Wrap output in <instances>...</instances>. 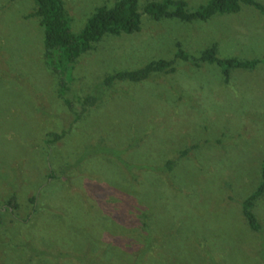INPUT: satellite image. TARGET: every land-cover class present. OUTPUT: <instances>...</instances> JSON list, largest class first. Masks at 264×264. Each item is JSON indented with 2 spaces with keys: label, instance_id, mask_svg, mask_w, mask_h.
I'll return each instance as SVG.
<instances>
[{
  "label": "rangeland",
  "instance_id": "374dc122",
  "mask_svg": "<svg viewBox=\"0 0 264 264\" xmlns=\"http://www.w3.org/2000/svg\"><path fill=\"white\" fill-rule=\"evenodd\" d=\"M63 1L71 31L79 34L99 6L117 0ZM149 1L138 2L140 31L105 35L68 68L71 109L44 55V29L32 15L36 1L0 0V264H59L54 245L71 238L76 242L65 246L80 255L86 246L98 254L93 246L106 244L101 264H140L138 246L126 242L133 238L131 210L155 217L160 241L145 264H264V195L254 206L261 230H253L242 212V201L261 181L264 63L235 68L226 82L217 63L176 58L173 72L101 85L108 74L175 58L177 42L191 56L216 43L221 58H264V11L242 3L238 12L187 22L153 18L145 12ZM185 1L195 11L209 0ZM88 94L98 104L83 112L80 99ZM64 129L62 140L47 144L50 131ZM101 138L112 151L98 143ZM184 149L189 153L167 170L166 161ZM96 154L104 159L84 161ZM75 164L72 173L81 175L74 184L49 177ZM122 167L128 182L138 178L137 206ZM101 192L113 203L107 220L84 213L88 197L99 211ZM11 198L18 207L10 208ZM35 235L41 248L31 247ZM85 264L98 263L94 257Z\"/></svg>",
  "mask_w": 264,
  "mask_h": 264
},
{
  "label": "trees",
  "instance_id": "16d2710c",
  "mask_svg": "<svg viewBox=\"0 0 264 264\" xmlns=\"http://www.w3.org/2000/svg\"><path fill=\"white\" fill-rule=\"evenodd\" d=\"M36 1V9L32 13V15L37 16L39 18V23L44 29V49H45V58L48 64L52 67V70L58 74L59 76V95L64 100H66L70 104V108L73 109L72 102L70 99L66 97V92L69 89V83L66 82L64 75L69 67H71L80 55L90 49L93 48L94 43L101 40L105 35H120L122 33H133L136 31H140L142 27V17L138 8L139 0H117L112 6L102 5L99 6L95 12L88 18L84 28L79 34H74L71 31L70 27V19L67 13L65 3L63 0H35ZM242 3L254 6L261 11H264V5L257 0H209L206 4L201 5L197 10L191 11L187 8V2L185 0H158V1H149L145 6V12L152 16L155 19H160L162 17H175L179 18L183 21L192 22L195 20L206 21L215 14H223V13H235L240 11ZM177 51L175 58L165 59L159 58L150 61L146 65L132 70H120L111 74L106 75L102 82V86L112 87L114 84L122 83L124 81H132V82H141L148 79L153 73L156 72H166L170 73L175 70L174 63L176 58H182L184 60H191L196 64H199L202 61H206L209 63H217L221 66L222 72L225 76V81L228 82L231 76V70L238 69H255L258 65L264 63V58H252V59H240L237 57H229V58H221L217 55V44L213 43L209 47L203 49L200 52L199 56H191L186 52V50L182 47L180 42L176 43ZM98 97L94 94H88L80 99L82 104V111L85 109L95 106L98 104ZM68 133V130L58 131H50L48 137L46 138V142L48 145H54L58 141L62 140ZM97 143V141H95ZM99 144L104 148L107 146V149L111 148L114 145L108 144L105 142L103 138L98 140ZM104 143V144H103ZM94 144V143H93ZM196 146V145H195ZM120 147V146H119ZM127 148V147H121ZM112 151L111 149L108 150ZM189 153V149H184L178 155V158L169 159L166 161L167 170L173 169V164L176 161L186 156ZM87 157L86 160L94 159V158H103L100 155L96 154L94 157ZM108 157V156H107ZM104 159V158H103ZM110 158L105 160L109 161ZM80 162V161H79ZM79 164V163H78ZM52 166L57 167L58 164L55 161V164ZM78 165L75 164L74 167H68L66 169L61 170V175H57L56 172L51 171L49 173V177L53 179V181L66 178L70 185L74 184L73 179L76 176H80V173L73 174L72 171ZM79 167V166H78ZM124 172V179L126 182L128 175H130L129 171H125L123 167L121 168ZM132 170V168L130 169ZM133 174V172H131ZM137 176H134V181H136ZM133 182H128L129 189L132 191L131 201L135 203V205H139V202H136V197L140 194L141 187L138 185H133ZM74 186V185H73ZM114 189V188H113ZM125 191V190H124ZM130 192V191H129ZM120 193H124L120 191ZM102 195V196H101ZM100 195V206L99 211L96 210V202L93 203L91 198L88 197L89 206L86 207L85 214H90L98 212L100 215V219H108L111 213H107V210L110 209V206L113 204L109 199H107L106 192H101ZM264 195V159L262 162L261 168V181L258 187L242 201V212L244 217L246 218L250 227L259 231L263 228L261 222L257 214L254 211L255 203L258 198ZM87 197V196H86ZM129 197V196H128ZM85 198V197H84ZM32 203L37 202V197L33 196L30 198ZM94 201V200H93ZM10 208L18 207V203L11 198L8 200ZM143 206V204H141ZM117 206V205H116ZM144 208V206H143ZM36 212V210H35ZM64 220L69 221V214L67 212L60 211ZM132 221L129 224L130 227V235H132V239L130 237H126V242L129 244L137 245L139 250H136L135 258L141 261L140 264H145V258L147 253L151 251V249L158 244L160 241V237L153 232L152 223L154 218L151 211L148 212L146 210L139 211L135 213L131 210ZM2 213L0 210V221L2 219ZM2 222V221H1ZM73 229L76 230V227L72 226ZM72 239V240H71ZM66 239L62 242V245L56 244V251H60L56 261H61L59 264H78L80 262H85L88 260L96 259L98 264H101L103 261L101 259L105 258V254L107 252L105 245L101 244L98 246H93V248H97L99 250V255L95 252L89 250V247L86 246V251H84L83 255H80L78 250L72 252L69 247L65 245L69 244L71 241L76 242L77 239L71 238ZM43 240H41L36 235L33 236L31 242L34 244L31 247H39ZM201 241H206L204 238ZM205 246V245H203ZM48 248V247H47ZM62 248V249H61ZM44 249V248H42ZM53 249V248H52ZM51 249V250H52ZM61 249V250H60ZM69 249V250H68ZM31 250V249H30ZM38 253L37 257L40 255V250L37 249ZM47 250V249H46ZM66 250V252L64 251ZM48 251V250H47ZM68 251V253H67ZM32 255L34 252L31 250ZM72 252V253H71ZM213 252V250L211 251ZM52 254L56 253L51 251ZM93 254V257L90 255ZM104 254V255H103ZM41 255L48 256V253H44L41 251ZM99 256V257H97ZM33 257V256H32ZM40 258V257H38ZM93 258V259H92ZM33 260L31 259V263ZM34 261L35 264H42ZM95 261V260H94Z\"/></svg>",
  "mask_w": 264,
  "mask_h": 264
}]
</instances>
